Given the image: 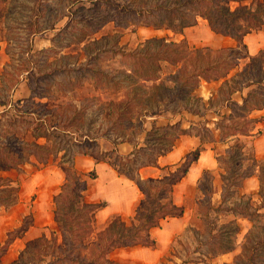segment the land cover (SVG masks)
I'll list each match as a JSON object with an SVG mask.
<instances>
[{
	"label": "trees",
	"instance_id": "16d2710c",
	"mask_svg": "<svg viewBox=\"0 0 264 264\" xmlns=\"http://www.w3.org/2000/svg\"><path fill=\"white\" fill-rule=\"evenodd\" d=\"M125 1L127 2L125 7H114L119 11L125 9V14L131 18L143 19L144 26L156 29L166 28L181 33L186 27L196 25L198 18L201 17L207 20L213 32L229 36L236 41V47L223 48L213 54V50L210 48L192 49L185 40L176 42L167 38H152L147 41L149 44L155 43L157 50L153 54H149L151 45H148L140 56L133 52H125L121 48L116 52V55L132 59L137 57L133 60L131 69L134 75H138L134 64L138 63L140 68L142 65L149 66V71L138 75V80L144 83L151 82L153 85L162 80L159 74L162 71L160 62H167L177 68L175 74L165 77V80L173 82V88H169L163 83L160 85V88L173 93V95L167 99L165 93L156 92L152 101L148 103L149 110L144 108L145 116L158 115V103L164 104L167 100L164 110L175 105L173 110L181 107L191 113L199 114L197 109L188 108L185 106L186 104L181 106L180 103L187 102L191 97L188 95L198 89L202 82L224 81L226 88L221 87L220 97L226 101L231 113L229 115L222 114L221 119L216 122L215 128L220 132L221 142L228 145L225 149L226 155L221 160L226 163V171L230 176L228 178L222 176V181L227 184L223 186L220 206L211 207V196H209V208L216 213L240 215L253 224L245 235L242 251L235 258L233 264H264V224L255 226L256 222L260 221L259 219L264 218V163L259 165L258 205L252 207L249 203L243 205L240 201H234L231 206H225L234 194V190L231 189L240 188L243 183L241 181L250 176L242 169V162L246 160L243 146L236 144L230 146L228 143L231 144L233 138L238 136L251 135L253 125L259 121L251 118L250 114L254 110L264 109V49L252 56L248 53L244 43L246 35L253 31L264 30V0H153L154 4L146 8H133V2ZM30 28L31 31H34L32 23H30ZM93 32L95 33L96 30ZM84 47L87 49V46ZM241 60L248 62L243 68V72L230 76V72L239 68ZM147 62L149 65L146 64ZM50 76L53 74H39L36 76L34 84L36 85ZM76 80L78 82V78ZM232 84L233 86H231ZM30 87L32 89L28 98L30 101L35 98L48 97L44 92L36 93V88L31 83ZM245 88H250V90L243 103L238 104L232 101V95ZM186 96H188L187 100H185ZM194 99V102L199 105L201 98ZM207 103L209 106L212 105L213 99ZM0 105L5 106L6 104L0 101ZM112 105L118 113V118L123 112H132L134 109L127 92L124 94V99L118 102L112 101ZM8 111L4 110L0 115L5 116ZM21 116L23 114L7 121L9 126L17 130L28 128L36 138H44L47 143L57 142L58 148L54 155L63 151V156H67L68 159L74 158L77 149L89 148L90 151L86 154L97 162H110L120 176L127 177L138 186L142 198L130 222L115 217L104 229L98 230L95 226V215L103 204L86 203L84 193L88 188L87 180L80 178V175L75 172L72 174L67 171L66 183L52 200L55 229L51 231L50 237L44 234L39 238L27 241L17 257L5 263L4 257L8 254L13 243L21 238L33 223L31 217H26L19 228L8 232L7 239L0 242V264H124L113 260L110 255L115 250L122 248L154 247L156 241L152 239L150 231L153 228L161 227L162 223L170 218H180L184 215L185 208L176 205L173 201V190L174 186L186 176L192 164L199 159V149L188 153L179 164L165 168L166 172L158 177L142 179L139 175L140 169L144 167L159 168V158L172 151L178 134L171 136L166 133L154 137L153 134L157 132L154 125L149 131L144 130L146 139L142 146L138 147L137 144L131 154L121 155L116 149L102 150L96 141L93 144H89L87 140L72 142L65 140L63 136L55 135L59 123L55 121L57 118L52 114H40L31 120H24ZM51 122H53L52 125H50ZM3 124L5 123L1 122L0 124V135H4ZM117 124L116 121L113 125ZM179 127V124H174L163 128L165 131L175 129L176 132L187 133V130ZM205 130L209 131V128L206 127ZM258 133H261V130ZM201 134L200 131H196V135L202 139ZM126 140L122 139L113 144L116 146ZM23 152L34 157L37 161L34 166L46 165L50 156L53 155L47 144L14 143L10 139L5 142L0 140V194L6 191L12 183L10 178L3 177L1 173L9 170L20 172L22 164L27 159L23 156ZM95 176L94 172L88 173L90 178H95ZM200 189L205 195L201 185ZM16 198L0 199V206L11 207L16 203ZM203 219L207 225H214L213 220H216H209L208 215L203 216ZM219 219L218 217L217 220ZM233 224L235 223L225 222L221 227L227 228ZM239 227V225H235L233 230L226 232L220 230L217 234H212L209 230L208 240L205 244L208 245L210 253L218 255L233 250L240 232Z\"/></svg>",
	"mask_w": 264,
	"mask_h": 264
},
{
	"label": "rangeland",
	"instance_id": "374dc122",
	"mask_svg": "<svg viewBox=\"0 0 264 264\" xmlns=\"http://www.w3.org/2000/svg\"><path fill=\"white\" fill-rule=\"evenodd\" d=\"M130 3L133 4V8H146L154 4L153 0H130ZM126 4L125 0H0V101L6 104L0 105V113L9 110L5 116L0 115V121L3 120L5 123L3 124L4 135H0V140L5 142L10 139L14 143H43V139L35 138L30 129H14L7 121L17 118L19 114H23L21 118L24 120H31L40 114H52L57 118L55 121L59 123L55 135L63 136L65 140L72 142L87 140L89 144L96 141L107 150L113 143L120 142L122 139L145 142L144 130L151 128L152 116H145L144 108L149 110L148 103L152 101L156 92L165 93L167 99L171 98L173 93L163 90L160 85L163 83L173 88V82L165 80V77L173 74L176 67L160 62L162 71L159 74L162 80L153 85L151 82L144 83L138 80V75L148 72L149 66L142 65L140 68L138 63L134 64L138 74L134 75L131 69L133 60L137 57L132 59L116 55L120 48L139 56L144 53L148 45H151L149 54L157 50L155 43L149 44L147 40L138 41V37L134 35L138 27L144 26L143 19L131 18L125 14V9L119 11L114 7H125ZM30 23L34 25V31H31ZM94 30H96L95 33ZM84 46H87V49ZM216 52L213 50V54ZM247 63V60H241L239 68L230 72V76L238 72L242 73ZM146 64L149 65L148 62ZM39 74H53V76L46 77L35 85L34 80ZM223 82L221 85L226 88ZM30 83L35 86L36 93L44 92L48 97L30 101L27 98L31 95ZM199 89L200 87L188 95L191 96L189 99L186 96L187 102L180 104L181 106L186 104L188 108L199 111L203 119L199 120L196 117L194 133L200 131L203 143L213 146L218 154L215 170L206 171L200 179L205 195L200 200L201 203L197 202L196 206L202 217L208 215L209 220L220 218L217 222L213 220L214 225H207L204 222L206 233L211 230L212 234H217L220 230L225 232L233 230L235 225L238 226V220L235 218L241 216L216 213L209 208V196H211V207L220 206L223 186L227 184L222 181V176L226 178L230 176L226 171V163L221 160L226 155L225 149L228 145L221 142L220 132L215 128L216 122L212 120L213 117L222 115L220 114V105H222L220 103L223 99L220 97L221 93L218 97L211 98L213 104L207 106L208 103L200 97ZM126 92L131 98L134 109L132 112H123L118 118L112 101L118 102L124 99ZM194 98H201L199 105L194 102ZM167 101L164 104L158 103V114H161V118L160 126L156 127L157 132L153 134L154 137L166 133L171 136L181 133L176 132L175 129L165 131L163 128L168 122L166 114L172 115L171 112L168 114L164 111ZM116 121L118 124L114 126ZM206 127L209 131L205 130ZM56 143L54 141L48 143L52 153L58 148ZM228 144L241 146L242 141L234 140ZM89 151V148L77 149L79 154H86ZM63 154L62 151L60 164H65V170H71L72 174L75 172L85 180L90 178L88 174L76 172V169L68 164L72 158L68 159ZM23 156L27 159L22 164V168L25 167L28 171L22 170L24 174L21 173L18 176L19 185L29 173L38 171L37 166L33 164L34 157L26 152H23ZM260 163L256 165L259 166ZM249 164L245 160L242 162V166L244 165L242 169L248 174L252 173L255 167V164L253 166ZM39 168L41 167L38 166ZM165 172H158V174ZM15 189L2 192L0 199L9 200L17 196ZM231 190H234V194L225 206H231L234 201H240L243 205L249 203L252 207L258 205V194H242L237 187ZM259 220L256 222V227L264 224V218ZM225 222L235 224L227 228L221 227ZM45 233L50 237L51 229L46 230ZM25 243V240L17 241L12 246L10 258L16 257ZM184 251L186 249L174 255L184 256Z\"/></svg>",
	"mask_w": 264,
	"mask_h": 264
},
{
	"label": "crops",
	"instance_id": "0c3cea01",
	"mask_svg": "<svg viewBox=\"0 0 264 264\" xmlns=\"http://www.w3.org/2000/svg\"><path fill=\"white\" fill-rule=\"evenodd\" d=\"M134 35L138 37V41H146L152 38L162 39V37L176 42L185 40L192 49L210 48L218 51L223 48L236 47L237 45L233 38L213 32L207 20L201 17L198 18L196 25L186 27L181 33H176L166 28L156 29L151 26H141L138 27ZM244 43L250 55L258 54L264 49V30L253 31L246 35ZM222 81L201 83L199 92L204 102L207 103L211 98L218 97L221 92ZM249 90L250 88H245L241 92L234 93L232 101L242 104ZM29 97L30 95L27 98ZM220 104H222L220 105V114L229 115L231 110L227 106L226 101L222 100ZM174 106L172 105L168 110H164L172 114L171 116L166 114L165 117H167L168 122L164 126L179 124V128L187 130V133H179L172 151L159 158V168L144 167L140 169L139 175L142 179L158 177L161 175L158 172H165V168L179 164L188 153L199 149V159L192 164L186 176L174 186L173 190V201L176 205L185 208L184 215L180 218H170L164 221L161 227L153 228L150 231L152 239L156 241L154 247L137 246L117 249L110 257L124 264H233L235 258L242 251L245 235L251 229V221L243 217L235 218L238 220V225H240L241 229L237 235L238 239L234 249L218 255L210 253L208 245L205 244L208 240V232H205L206 224H204L205 221L196 206L197 202L201 203L200 200L203 198L202 190L200 189V179L206 171L215 170L218 154H216L213 146L204 144L201 137L194 133L196 117L201 120L203 119L200 117L202 115L188 112L181 107L173 110ZM250 117L259 121L253 125L251 135L233 138V141H242L243 152L246 156L245 162L250 163V166L255 164L254 171L249 173L250 176L244 180L240 187L242 194L246 195L258 194L260 172L259 166L256 164L264 163V109L254 110ZM151 118V128H147V131L151 130L154 125L156 127L160 126L161 114ZM207 118L209 117L207 116ZM220 119L221 116L212 118L215 122ZM1 122L3 120L0 121V124ZM260 130L261 133H258ZM38 139H43L44 141L38 144L48 145L44 138ZM137 144L138 147L143 145L140 141L126 140L116 146L111 144L112 147L108 150L116 149L121 155H129L134 151ZM101 149L108 151L102 146ZM61 153L59 152L57 155L53 153L46 165H39L41 168L38 169V166H35L38 171L29 173L20 185L18 176L23 173L22 170H25L24 172L28 171L25 167L20 172L9 170L1 173L3 177L12 180L11 185L6 190L9 191L16 188L17 196L15 195L14 197H17V200L11 207H0V242L5 241L8 232L19 228L26 217H31L33 223L13 245L21 240H25V242L34 240L44 234L46 235V230L51 229L52 231L55 229L52 200L54 195L59 193L66 183L65 171H69L65 170V164H60ZM35 163H37L36 160L33 161V164ZM68 164L72 165L76 169L75 171L80 174L94 172L96 175L95 178H88V188L84 193V197L86 203L103 204L95 215V226L98 230L104 229L115 217H120L124 221L130 222L142 198L138 186L133 181L125 176H120L117 169L110 162H97L88 154H79L77 152L74 159L69 161ZM257 201L259 202L258 199ZM231 215L233 216V214ZM234 217L238 216L234 215ZM12 246L4 257L3 261L5 263L17 257L10 258ZM185 249L184 256L174 255L176 252L179 254L181 250Z\"/></svg>",
	"mask_w": 264,
	"mask_h": 264
}]
</instances>
